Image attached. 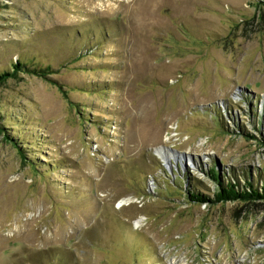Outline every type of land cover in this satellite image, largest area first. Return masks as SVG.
Returning a JSON list of instances; mask_svg holds the SVG:
<instances>
[{"label": "rangeland", "instance_id": "1", "mask_svg": "<svg viewBox=\"0 0 264 264\" xmlns=\"http://www.w3.org/2000/svg\"><path fill=\"white\" fill-rule=\"evenodd\" d=\"M17 59L0 264H264V199L188 198L264 186V0H0Z\"/></svg>", "mask_w": 264, "mask_h": 264}, {"label": "trees", "instance_id": "2", "mask_svg": "<svg viewBox=\"0 0 264 264\" xmlns=\"http://www.w3.org/2000/svg\"><path fill=\"white\" fill-rule=\"evenodd\" d=\"M18 71H24L25 73L38 75L41 77H49V73L51 72L47 66L36 67L17 59L12 63L11 69L0 71V83H4L9 78L16 77V72ZM0 127L2 128L1 125ZM4 137L8 140H11L9 135H4ZM209 174L217 182L218 190L213 194V197H210L209 194L192 190L188 192V198L190 201L199 203H216L227 200H236L238 198L242 199L243 201L251 202L255 201L256 199H264V186L260 187L261 191H259L257 187L253 186V183L250 180H247V183H245L246 185L242 186V189H239L238 184H233V182L228 179L226 182L221 181V178L214 169L209 170Z\"/></svg>", "mask_w": 264, "mask_h": 264}, {"label": "bare ground", "instance_id": "3", "mask_svg": "<svg viewBox=\"0 0 264 264\" xmlns=\"http://www.w3.org/2000/svg\"><path fill=\"white\" fill-rule=\"evenodd\" d=\"M122 204V201H119V206ZM138 223V222H137Z\"/></svg>", "mask_w": 264, "mask_h": 264}]
</instances>
